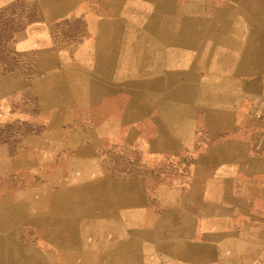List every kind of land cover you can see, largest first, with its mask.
<instances>
[{"label": "rangeland", "instance_id": "rangeland-1", "mask_svg": "<svg viewBox=\"0 0 264 264\" xmlns=\"http://www.w3.org/2000/svg\"><path fill=\"white\" fill-rule=\"evenodd\" d=\"M1 4L0 153L9 167L0 170V197L21 195L15 203L23 206L39 199L52 213L31 221L14 206V213L0 211V264H103L105 259L112 264L129 257L136 235L141 248L160 234L177 235L181 213L226 208L211 164L226 162L227 154L216 148L231 140L258 145L264 89L206 100L199 90L187 128L162 139L151 115L140 117L137 106H125L138 90L106 95L104 79L114 60L99 57L105 63L100 74L95 71L98 60L87 53L96 48L82 20L53 24L45 40L30 46L19 39L44 22L38 0ZM89 75L97 80L89 82ZM206 110L226 114L215 129L206 122ZM88 146L90 177L74 178L69 163L78 152L86 155ZM86 184L91 189L81 201L85 212L74 213L72 191ZM106 213H137V218L117 235L106 224L115 218Z\"/></svg>", "mask_w": 264, "mask_h": 264}, {"label": "crops", "instance_id": "crops-1", "mask_svg": "<svg viewBox=\"0 0 264 264\" xmlns=\"http://www.w3.org/2000/svg\"><path fill=\"white\" fill-rule=\"evenodd\" d=\"M13 1L15 0H0V3L2 6ZM157 1L38 0L44 22L35 24L26 36L19 39V43L33 46L48 37L51 25L55 26L64 20L72 23L80 19L86 26L88 40L94 43L93 46L96 48V52L87 53V58L107 59L112 56L116 65L117 62L119 63L117 57L121 56L124 42L149 43L152 41L150 24L154 16L156 22L152 29L158 33L166 29L164 22L158 21L154 13ZM165 1L174 9L199 10L198 15L190 19V26L195 25L191 31L198 35L195 43L199 44V47L209 32L217 38L224 37L226 42L232 43L230 51L234 66L224 75L227 84L223 86L213 84L214 90L206 91L207 97L202 100L210 97L218 99L223 95L230 97L241 92L264 89V82L260 79L261 77L264 79V0H198L197 3L196 0L195 2L193 0ZM139 4H146L144 10L148 11L141 22L135 18L143 8ZM183 23L185 30L180 33L185 34L187 23ZM241 61L244 64L240 65ZM101 62L105 63L103 60ZM136 69L137 66L134 64L130 71V84L146 91L149 100L150 98L156 100V93L150 88V84L138 85L135 81ZM201 71V68H198L200 77L204 75V71L200 73ZM252 75L254 78L251 81H244V77ZM132 86L128 87L135 89ZM115 93L119 94L117 90ZM124 93L129 96L128 91ZM129 99L125 106L140 105L138 102L141 100L132 104L134 98ZM192 101L187 98L182 99L183 104L194 105ZM152 106V114L149 112L150 107L146 116L153 117L154 126L163 139L170 131L166 126L160 129L161 123L156 116L157 105ZM209 111L212 110H206L205 114ZM225 115L214 113V118L206 119L211 130L215 129L216 124L223 120ZM187 121L189 120H184L182 126H185ZM258 125L260 135L256 147H250L245 143L239 145L231 140L226 147L216 148V153L227 154L226 162L218 160L211 164L212 170H216V174L213 173V175L217 178V193L221 195V201L226 203L224 205L226 208L221 207V211L217 213H184V215L181 213L177 235L160 234L159 239H152L141 248L136 235L135 243L133 242L130 247L129 257H120L121 260L116 259L109 263L264 264V120ZM185 128L187 127L183 129ZM214 186L215 184L212 191L215 192ZM104 217L115 218L114 221H107L106 224L113 227L114 233L118 235L133 224L137 213H113L112 215L106 213ZM204 218L209 221H204ZM109 236L106 235L105 239L111 237ZM142 248L150 250L147 255L140 253ZM103 262V264L108 263L106 259Z\"/></svg>", "mask_w": 264, "mask_h": 264}, {"label": "bare ground", "instance_id": "bare-ground-1", "mask_svg": "<svg viewBox=\"0 0 264 264\" xmlns=\"http://www.w3.org/2000/svg\"><path fill=\"white\" fill-rule=\"evenodd\" d=\"M197 1L198 0H196V3ZM139 5L143 8H141V11L136 14L135 18L141 22L145 19L148 11L144 10L146 9V4ZM188 8H190V6ZM154 9L156 19H158V21H163L164 23H162L165 24L166 29L164 31L161 30L160 33H158V31L155 32L152 29V26L155 25L156 22L154 16L152 18V24H150L153 35L151 42L133 43L132 41H128L123 43L121 56L120 58L117 57L119 63L117 62L115 65V61L112 62L113 67H110V74L108 73L107 78L104 79V81L108 83L107 85H109L106 95L109 96L110 93H114L116 90L119 93H124L128 90H138V92L132 96L134 98L132 104L141 100L138 103H144L145 105H138V107H136L135 114L140 117L146 116L148 109L150 107L152 108V105L156 104V116L159 119V123H161L160 129H163V127L166 126L169 131H180L184 120H190L194 117L197 110L194 105L183 104L182 99L187 98L194 100L196 98L195 92L197 93L199 90L204 91L201 99L205 98L207 97L205 94L206 91L210 92L211 90H214L212 89L213 84H219L222 86L225 84L224 75L234 66V60L232 61V53L230 51V45H232V43L226 42V38L224 37L217 38L212 32H209V35L206 36V39L204 38L202 44L200 43V47L196 48L195 42L197 41L198 35L191 31L194 29L195 25L192 24L190 26V19H192L196 14L198 15L199 10L174 9L173 6L165 0H158ZM182 21L187 23V31L185 34L180 33V31L183 32L185 30V27L183 26L184 23ZM179 24H181V26ZM147 44H149V46H146ZM155 52L158 54L156 55ZM197 54L198 56L196 57ZM110 59L114 60V57L111 56ZM97 60L98 65L94 68L95 71L100 74V64L102 62L101 59H98V57ZM134 64L137 66V79H135V81L138 85H142L144 83L150 84V88H152V90L156 93V100H152V98H150L152 100V102H150L151 100L148 99L146 91L143 92L140 87L136 88L130 84V71L132 70ZM242 64H244L243 61L240 62V65ZM198 68H201V70L205 72L202 77L199 76ZM96 80L97 79L93 78L92 75H89V82L94 83ZM128 86H132L135 89ZM153 91H151V93H153ZM94 96L97 97V94L94 93ZM213 112V110L209 111L205 118H214V113L216 112ZM102 130L104 131L105 129L102 128ZM89 149L90 148L88 146V153L86 155H84L82 151L78 152L70 161L69 164L73 167L72 172L74 178L77 177L78 179H84L86 177H90V169L93 161L91 156L92 154ZM8 167V162L0 153V170L8 169ZM90 189L89 185L86 184L83 190L76 188L72 191L74 213L85 212L81 201L84 200L85 194L90 192ZM35 194L36 193L34 191L24 194L23 197L29 198ZM21 197V195H11L8 198V195H2L0 197L1 213H6L4 210L7 208L9 209V213H14L13 208H15L19 213H27V218L31 221L37 220L35 218L38 216V213H52V207L49 208L41 206L39 199H34L32 203L25 206H23V204H16L15 202L21 199ZM10 206L14 207L12 208ZM29 213L32 214L30 215ZM92 229L93 227H90L89 230Z\"/></svg>", "mask_w": 264, "mask_h": 264}]
</instances>
